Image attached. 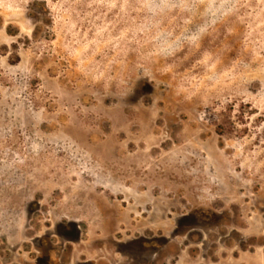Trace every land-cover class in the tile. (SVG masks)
Here are the masks:
<instances>
[{
  "label": "rangeland",
  "instance_id": "rangeland-1",
  "mask_svg": "<svg viewBox=\"0 0 264 264\" xmlns=\"http://www.w3.org/2000/svg\"><path fill=\"white\" fill-rule=\"evenodd\" d=\"M0 264H264V0H0Z\"/></svg>",
  "mask_w": 264,
  "mask_h": 264
}]
</instances>
